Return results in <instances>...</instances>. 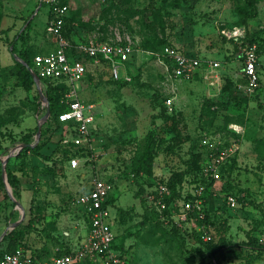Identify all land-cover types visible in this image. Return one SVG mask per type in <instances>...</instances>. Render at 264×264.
Returning <instances> with one entry per match:
<instances>
[{
    "label": "rangeland",
    "instance_id": "obj_1",
    "mask_svg": "<svg viewBox=\"0 0 264 264\" xmlns=\"http://www.w3.org/2000/svg\"><path fill=\"white\" fill-rule=\"evenodd\" d=\"M67 2L76 40L133 46L127 73L119 68L129 79L97 69L80 83L81 100L97 104L93 150L54 136L35 153L43 115L21 85L14 46L34 11L26 49L37 53L38 41L53 38L50 7L0 0V256L17 244L49 257L78 249L84 220L74 198L104 177L114 185V231L129 264H264V0ZM248 36L259 52L252 96L239 87L209 96L200 74L177 77L156 54L171 41L221 61L223 76L242 75ZM20 228L25 235L12 241Z\"/></svg>",
    "mask_w": 264,
    "mask_h": 264
},
{
    "label": "built area",
    "instance_id": "obj_2",
    "mask_svg": "<svg viewBox=\"0 0 264 264\" xmlns=\"http://www.w3.org/2000/svg\"><path fill=\"white\" fill-rule=\"evenodd\" d=\"M41 3H47L50 7L52 16L49 19V31L55 37L57 47L46 54H36L34 66L31 68L40 78L41 89L43 79L67 87L62 99L67 108L59 113V120L65 123L61 132L62 142L93 150L97 138L95 134H98L93 131V128L98 127L97 104L85 103L81 100L80 83L89 73V63L106 64L115 80L129 79L121 75L119 68H123L130 61L135 49L130 44L97 39L74 44L63 34L65 16L70 11L69 3L62 0H41ZM156 54L166 62L167 68L175 76L189 80L200 74L207 80L210 91L213 90L212 93H215L212 96L221 93L223 85L221 61L199 57L194 52L171 44L165 45ZM243 57L242 75L246 77V81H240L238 87L247 94H253L260 85L258 44L253 43L246 47ZM165 58L170 61L167 62ZM235 76L239 77V74ZM36 87L39 91L37 84ZM41 101L43 107L48 108L49 101L43 98ZM71 122L74 123L70 125ZM160 188L161 192L167 190V187L163 185ZM113 190V183L106 178L93 177L88 189L74 198L73 203L80 207L89 229L86 239L78 249L68 254L54 256L49 260L36 261L29 250L18 247L14 251L5 253L0 264H80L81 261L88 259L98 260L100 264H129L128 255L114 247L117 214H113L112 209L115 205L109 200ZM231 200L235 203V197H231Z\"/></svg>",
    "mask_w": 264,
    "mask_h": 264
},
{
    "label": "trees",
    "instance_id": "obj_3",
    "mask_svg": "<svg viewBox=\"0 0 264 264\" xmlns=\"http://www.w3.org/2000/svg\"><path fill=\"white\" fill-rule=\"evenodd\" d=\"M62 1L65 3L67 2V0H62ZM51 16H52V14L50 13V17ZM70 23H71L70 17H68V15L65 16V23L63 26V34L74 44L81 42V41L76 40L73 37V35L71 33L72 29H71ZM32 24H33L32 20H30L28 22L26 28L20 33L21 34L20 40L22 41V45L20 47H17L15 45L14 46V52H17V54L20 56V59H21V60H16V66H17L19 73H20L21 85H23L24 88L27 89L28 91H31L34 93L33 101H35L37 104L36 110L38 112H40V114L44 115L47 111V107H43V105H42L41 96H40L38 89L36 88L35 79L31 73L30 69L27 66V64L31 67L34 66V57L37 53H31V51L26 49V47L24 46L25 45L24 41H26V37H27V35H29V30L32 27ZM246 36H247V34L244 35L243 37H246ZM246 41L250 42L249 45H251L253 43H257L255 40V37H253V36H248ZM12 44H14L13 41H12ZM167 44L176 45L175 43H173L171 41H164L156 49L157 52L161 51L164 48V46ZM17 49H18V51H17ZM186 51H189V50H186ZM189 52H192V51H189ZM243 59H244V57H243ZM165 60L167 62L170 61L168 58H165ZM87 77H90V74H88ZM112 80L119 82L121 80L123 81L124 79L115 80L112 78ZM239 81L245 82L246 77H244L241 74H239L238 78L234 74L224 75L223 76V85H222L221 91L228 90L229 88H232V89L238 88ZM42 84H43V88H42L43 92L45 93V95L47 96L48 101H49L48 108L50 110V117L42 125L41 138L38 141L37 145L33 148V151L37 154H39L40 151L45 146H47L49 144V142L52 141L54 136H59L58 137V143H60L61 146L66 147V145L62 142L63 136L61 134L62 130L64 129L65 123H63L59 120V113L67 108V105L62 102L64 94L67 90V87L63 84H55L53 81H49L46 79L42 80ZM247 95L252 96L254 94H247ZM207 100L210 103L214 102L212 97H208ZM73 123L71 122L70 125H72ZM37 128H38V126L36 127L35 131H37ZM98 130H99V126L97 128H93L94 132H98ZM35 131H33V132L31 131V132L26 133L24 136L25 140H30L34 136ZM197 156L199 157V155H197ZM197 162L198 161L196 160V163ZM7 170H8L9 182H10L11 186L14 188L16 197L18 198V200H20L22 197H21V191H20V187H19L20 183H19L18 175L13 170H11L10 168H8ZM106 179L109 180L110 182H112L111 179H109V178H106ZM114 197L115 196L112 193L110 195V199H109L110 203H112L113 205L115 204L114 203ZM25 233H26L25 228L15 229L9 234V237L12 241L18 242V240H20L25 235ZM18 247H24L25 249L31 251L33 258L36 261H44V260H49L50 258H52V257L46 256L44 254L38 255V254L34 253V251L32 249H30L29 247H25L21 244L15 245L11 249H8L7 252L14 251ZM114 247L116 249L120 250L123 254L128 255L127 249H125V247L123 245H119L117 242V239L115 240ZM73 251L65 250L63 253L58 254V256L63 255V254H68V253H71ZM7 252H5V253H7ZM4 254L2 256H0V260L2 259ZM83 264H92V260H89V259L85 260V262H83Z\"/></svg>",
    "mask_w": 264,
    "mask_h": 264
},
{
    "label": "crops",
    "instance_id": "obj_4",
    "mask_svg": "<svg viewBox=\"0 0 264 264\" xmlns=\"http://www.w3.org/2000/svg\"><path fill=\"white\" fill-rule=\"evenodd\" d=\"M37 2H38V7H37V9L39 10L40 9V7H42V3H40V0H37ZM70 9H71V7H70ZM33 14H35V11L33 12ZM32 14V15H33ZM31 15V16H32ZM31 16L30 17H28L27 18V22H26V24L24 25V27L25 26H27V24H28V22L31 20ZM49 19H50V12H49V18H48V22H47V25H48V27H49ZM26 28V27H25ZM24 28V29H25ZM52 35V34H51ZM52 37L53 38H50V41L49 42H47V41H38L37 42V54H46V53H48V52H50V51H52V50H55L56 49V47H57V42H56V39H55V37L52 35ZM48 45H50V49L49 50H45V51H47V52H43V51H41V49H43V47L45 48V47H47ZM52 47V48H51ZM91 66H92V69H89V73L88 74H95L96 75V73H98L97 71V69H99L100 70V72H102V73H104V71L106 70V71H108L109 70V68H108V66L106 65V64H102V65H94V64H92V63H89ZM125 67V73H127V70H126V65L124 66ZM104 70V71H103ZM108 73H110V77H111V72H110V70H109V72ZM91 74H90V78L92 77L91 76ZM222 75H223V73H222ZM89 78V77H88ZM107 78H109V77H107ZM82 83H83V81H82ZM37 88V87H36ZM208 91H209V96H212V95H214L215 93H212L213 92V90L212 91H210V89H208ZM44 116V115H43ZM42 116V117H43ZM97 125H98V123H97ZM81 215H82V213H81ZM82 218H83V220H84V227H83V230H82V233H83V236H84V238H83V240H82V242L86 239V237H87V235H88V223H87V221H86V219L84 218V216L82 215ZM31 252V251H30ZM83 262H85V260L84 261H81L80 262V264H83ZM92 264H100V261H98V260H93L92 261Z\"/></svg>",
    "mask_w": 264,
    "mask_h": 264
},
{
    "label": "water",
    "instance_id": "obj_5",
    "mask_svg": "<svg viewBox=\"0 0 264 264\" xmlns=\"http://www.w3.org/2000/svg\"><path fill=\"white\" fill-rule=\"evenodd\" d=\"M21 60V59H20ZM27 66H28V68L30 69V71H31V73H32V75H33V77H34V79H35V81H36V84H37V86H38V88H39V93H40V96H41V98H43V99H45L47 102H48V98H47V96L44 94V92H43V90L41 89V85H40V83H41V81H40V78L37 76V74L33 71V69L31 68V66H29L28 64H27ZM50 117V110H49V108H47V111H46V113H45V115L42 117V119H41V122L39 123V128H38V132H37V135H38V141L40 140V138H41V133H42V122H45L48 118ZM4 172H6V167L4 166Z\"/></svg>",
    "mask_w": 264,
    "mask_h": 264
}]
</instances>
